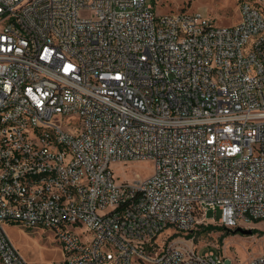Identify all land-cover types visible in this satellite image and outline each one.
Segmentation results:
<instances>
[{
  "label": "built area",
  "instance_id": "built-area-1",
  "mask_svg": "<svg viewBox=\"0 0 264 264\" xmlns=\"http://www.w3.org/2000/svg\"><path fill=\"white\" fill-rule=\"evenodd\" d=\"M238 13L0 0L1 264H27L8 223L49 230L56 264H226L197 227L264 221V0ZM138 160L153 175L118 182Z\"/></svg>",
  "mask_w": 264,
  "mask_h": 264
},
{
  "label": "rangeland",
  "instance_id": "rangeland-1",
  "mask_svg": "<svg viewBox=\"0 0 264 264\" xmlns=\"http://www.w3.org/2000/svg\"><path fill=\"white\" fill-rule=\"evenodd\" d=\"M153 2L156 14L199 13L216 27H232L239 20L238 0H148ZM75 125L76 118H70ZM110 169L118 182H132L137 178L147 180L154 173L151 160L128 161L110 164ZM209 222L216 223L220 212L209 211ZM251 235L231 234V229L219 226L197 227L193 233V245L204 252L207 248L221 254L226 264H248L258 255L264 245V221L251 225ZM4 232L25 259L27 264H56L62 255L59 245L47 229H26L18 224H5ZM1 264V263H0Z\"/></svg>",
  "mask_w": 264,
  "mask_h": 264
},
{
  "label": "water",
  "instance_id": "water-1",
  "mask_svg": "<svg viewBox=\"0 0 264 264\" xmlns=\"http://www.w3.org/2000/svg\"><path fill=\"white\" fill-rule=\"evenodd\" d=\"M237 234L240 235H251L252 230L251 229H242V228H236L234 230Z\"/></svg>",
  "mask_w": 264,
  "mask_h": 264
},
{
  "label": "trees",
  "instance_id": "trees-1",
  "mask_svg": "<svg viewBox=\"0 0 264 264\" xmlns=\"http://www.w3.org/2000/svg\"><path fill=\"white\" fill-rule=\"evenodd\" d=\"M210 226V225H209ZM231 234H237L235 231H229Z\"/></svg>",
  "mask_w": 264,
  "mask_h": 264
},
{
  "label": "crops",
  "instance_id": "crops-1",
  "mask_svg": "<svg viewBox=\"0 0 264 264\" xmlns=\"http://www.w3.org/2000/svg\"><path fill=\"white\" fill-rule=\"evenodd\" d=\"M258 223H256L255 225L257 226ZM62 260V259H61ZM59 263V262H58Z\"/></svg>",
  "mask_w": 264,
  "mask_h": 264
}]
</instances>
